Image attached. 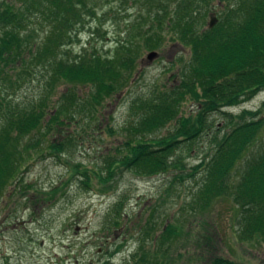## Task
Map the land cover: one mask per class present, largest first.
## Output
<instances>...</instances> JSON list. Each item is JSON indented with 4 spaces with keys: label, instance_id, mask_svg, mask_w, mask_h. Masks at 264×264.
I'll use <instances>...</instances> for the list:
<instances>
[{
    "label": "trees",
    "instance_id": "1",
    "mask_svg": "<svg viewBox=\"0 0 264 264\" xmlns=\"http://www.w3.org/2000/svg\"><path fill=\"white\" fill-rule=\"evenodd\" d=\"M99 1L0 3V197L18 181L31 148H39L37 152L44 148L51 156L60 157L82 143L83 135L62 140L49 137L62 135L65 127L89 124L105 101L133 84L144 52H158L169 35L171 41L188 50L189 58L177 83L155 86L132 103L136 122L117 149L119 154L108 160L107 175L100 176V190L109 189L118 171L154 176L177 168L175 182L195 178L203 171L194 203L208 209L214 201L231 195L240 212V239L264 236V144L252 148L263 132L262 108L238 115L224 111L264 92V0H147L156 4L149 8L153 11L147 10L148 16L130 23L109 51L84 47L74 52L71 46L79 41L78 31L88 23L89 14L96 15ZM141 1L124 0L125 4ZM213 1L220 3L221 10H212ZM148 2L146 5L153 6ZM216 14L218 23L210 28L207 18ZM40 30L44 34L41 39L37 37ZM37 73L40 99L15 102L9 88L20 86L25 76ZM61 84L67 86L66 91L54 102ZM83 87L90 88L89 94L79 92ZM188 101L197 106L191 113L185 110ZM213 113L225 115L231 129L215 137L210 156L187 169L175 157L185 144L196 141L213 126L209 119ZM170 124L175 126L167 135L148 139ZM37 132L45 140L43 148L41 139L35 137ZM27 137L30 141L23 145ZM240 163L243 171L235 180ZM77 173L85 178L84 186L91 188L88 168L84 166ZM121 205L122 201L117 202L108 215V222L116 228L123 227ZM148 229L146 234L151 235L149 223ZM178 235L177 226L166 225L159 236H150L149 250L142 237L131 264H159L160 249ZM213 263L233 264L221 257Z\"/></svg>",
    "mask_w": 264,
    "mask_h": 264
},
{
    "label": "rangeland",
    "instance_id": "2",
    "mask_svg": "<svg viewBox=\"0 0 264 264\" xmlns=\"http://www.w3.org/2000/svg\"><path fill=\"white\" fill-rule=\"evenodd\" d=\"M146 2L125 4L124 0H100L96 15L89 14L88 23L78 31L79 41L71 49L74 52L84 47L91 51H109L130 23L148 16L147 10L153 11L149 8L156 4L148 2L153 5L150 7ZM210 7L212 10L222 8L218 1H213ZM216 16L219 19L218 14ZM210 21L208 17L207 26ZM43 35L41 30L37 33L39 39ZM158 52V57L152 61L147 59L150 52H144L133 84L105 101L89 124L83 128L72 125L65 127L62 135H50L52 140L83 135V142L70 153L51 156L43 148L45 140L38 132L35 134L41 139L43 149L41 152H37L39 148L30 149L31 157L22 167L18 181L0 197V264H131L142 237L149 250L150 236H159L168 224L177 226L179 235L160 249L163 252L158 254L159 264H214L218 257L233 264H264V236L240 239V212L231 195L214 201L208 209L194 203L203 171L184 182H175L180 171L177 168L154 176L118 171L109 189L100 190V176L107 175L108 160L119 154L117 149L122 147L130 134L129 127L136 122L130 108L132 103L147 96L155 86L177 83L189 58L188 50L171 41L169 35ZM37 76L38 73L25 76L20 86L9 88L15 102L24 104L40 99L42 87ZM66 87L64 84L57 87L54 102ZM79 92L87 95L90 88H80ZM196 107L188 101L186 113L195 111ZM260 108L259 118L264 120V92L224 111L238 115L247 109ZM209 119L213 126L196 141L185 144L175 157L187 169L210 156L215 137L229 131L225 115L213 113ZM174 126L170 124L148 139L165 136ZM30 137L22 144H27ZM262 144L264 128L252 148L259 149ZM79 164L88 168L91 188L84 186L85 178L77 173L83 169L77 166ZM241 164L235 180L243 171ZM119 201H122V228L108 222L111 209ZM148 223L153 227L151 235L146 234Z\"/></svg>",
    "mask_w": 264,
    "mask_h": 264
},
{
    "label": "water",
    "instance_id": "3",
    "mask_svg": "<svg viewBox=\"0 0 264 264\" xmlns=\"http://www.w3.org/2000/svg\"><path fill=\"white\" fill-rule=\"evenodd\" d=\"M218 23V19L216 16H212L211 17V21H210V28H213L216 24ZM159 55V53L157 51H152L147 55V59L149 61H152L153 59L157 58Z\"/></svg>",
    "mask_w": 264,
    "mask_h": 264
}]
</instances>
